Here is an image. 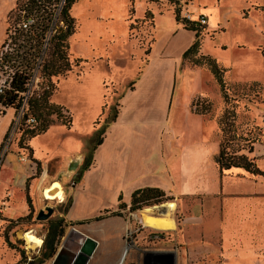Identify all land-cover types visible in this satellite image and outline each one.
Instances as JSON below:
<instances>
[{
  "label": "rangeland",
  "instance_id": "rangeland-1",
  "mask_svg": "<svg viewBox=\"0 0 264 264\" xmlns=\"http://www.w3.org/2000/svg\"><path fill=\"white\" fill-rule=\"evenodd\" d=\"M15 3L0 0V53ZM174 4L167 0H78L72 6L74 34L68 39L71 71L52 79L56 91L51 97L52 104L68 111L72 125L68 129L54 122L32 146L33 139L20 142L25 129L18 122L21 112L14 117L0 150V201H14L9 215L20 216L26 209V216L16 220L0 217V264H26L27 257L28 264H50L53 257L39 263L47 221L35 219L45 207L54 209L49 220L65 222L57 249L70 242L75 231L99 229L121 217V234L98 240L102 251L90 264H112V260L114 264H131L130 253L138 250L171 253L173 264H264V258L254 257L253 247L246 245L252 241L234 239L228 228L231 223L247 221L264 228V176L252 177L241 170L218 172V120L226 104L211 73L182 59L195 33L184 30L174 17L178 11L180 20L196 22L200 53L228 70L224 82L229 106L236 113L237 136L254 141L251 153L245 146L239 154L252 158L264 172V0H178ZM147 11L153 20L145 18ZM201 16L205 24L198 22ZM44 58L49 59V53ZM79 59L82 61H75ZM6 78L0 72V80ZM32 84L31 89H36ZM203 101L210 103V113L197 116L194 104L198 102L201 110ZM113 110L121 111L120 121L130 130V179L140 174L138 189L163 190L169 197L164 203L135 212L128 207L119 209V198L128 197L130 185L118 174L107 183L100 177L92 190L87 184L81 187V181L74 184L81 167L69 173L66 159L83 154L84 158H79L83 164L98 139L97 131L105 128ZM12 116V111L3 117L0 114V138ZM16 123L18 131L14 130ZM165 123H170L173 134H164V147L155 151V131ZM106 163L105 159L100 163L101 171ZM179 182L186 183L184 191ZM54 183H59L60 189L52 194L61 191V202L44 196V190ZM73 200L77 204L70 216L92 219L83 224L66 222L63 210ZM167 203L175 205L169 212L174 230L147 227L143 212L149 209L148 215L164 217ZM250 210L253 216L248 214ZM28 232L42 240L39 253H34L36 246L28 248L24 240Z\"/></svg>",
  "mask_w": 264,
  "mask_h": 264
},
{
  "label": "trees",
  "instance_id": "trees-1",
  "mask_svg": "<svg viewBox=\"0 0 264 264\" xmlns=\"http://www.w3.org/2000/svg\"><path fill=\"white\" fill-rule=\"evenodd\" d=\"M77 1L78 0H68L66 6L65 16L70 25V32L55 35L43 55L41 54L40 47V33L34 32L33 34H23L21 32H16L15 35H10V26L14 20L15 11L12 10L9 13L8 20L10 23L8 24L6 39L2 47V49H4L7 40L10 39V44L8 46L9 50H7V52L2 51V55L0 56V72H2L3 75H7L4 88L2 89V93H0V108L2 109L0 114L3 117L7 109H12L16 116L19 112H22L20 123L21 127L25 126V129H22L23 132L20 142H23L25 139L30 141L37 136L46 133L49 127L56 121L68 127V129L72 125V121L70 120L71 116L68 111L64 109L63 106L52 104L51 97L56 91L52 79L60 76L63 77L67 72L71 71L68 57V39L74 34V20L70 16V11ZM133 1L134 0H132V2ZM148 1L156 2V0ZM167 1L171 4L178 2V0ZM132 11L133 9L131 12ZM174 17L175 22L182 25L184 30L195 33L194 42L183 53L182 59L194 67H205L211 73L219 87V91L222 93L224 103L226 104V108L218 120V127L221 133L218 154L215 158L218 172L222 174L223 172L231 170H241L252 177L264 176V172L257 167L252 158H249L244 154H239L240 151L245 150V146H249L248 152L251 153L254 141L237 136V129L235 126L236 113L234 108L229 106L230 98L226 94V85L224 82V76L228 70L223 68L213 57L200 53L201 45L199 43L198 29L195 28V26L198 25L196 22H190L187 19L180 20L178 11L174 13ZM145 18L153 20L152 13L147 11L145 13ZM47 53H49V59L44 58V55ZM145 53L149 54V51L147 50ZM40 56H42V61L37 63L36 59ZM75 61L81 62L82 60L79 59ZM35 72L38 81V88L29 90V85ZM194 105V114L206 116L210 113L211 105L209 102L203 101L202 104H200L201 110H199L198 102ZM113 111L112 117L107 118L105 121V128L97 131L98 139L93 143L89 153L86 155L85 160L75 177L74 184L79 183L83 174L93 165L94 152L102 144L107 127L117 119L118 113L115 110ZM64 116H68V118H65ZM30 117L34 119V123L28 124L27 120ZM53 117L54 119H52ZM13 124L14 122L10 125L4 140L7 138ZM240 141L244 142L243 145L239 144ZM2 146L3 143L0 145V150ZM168 199L169 197L161 189H138L131 194L130 205L128 208L130 212H135L145 206L159 205ZM119 203V209L122 210L127 208L122 202L121 197L119 198ZM70 206L71 201L69 205L65 207L63 212L67 213ZM114 215L121 216L120 213H114ZM26 218H28V216ZM23 219L24 218L19 219L18 221ZM101 219L102 217H97L96 220ZM64 226L65 222L63 219L47 221V233L43 241V253L39 258V263L49 260L55 255L57 245L64 233Z\"/></svg>",
  "mask_w": 264,
  "mask_h": 264
},
{
  "label": "crops",
  "instance_id": "crops-1",
  "mask_svg": "<svg viewBox=\"0 0 264 264\" xmlns=\"http://www.w3.org/2000/svg\"><path fill=\"white\" fill-rule=\"evenodd\" d=\"M259 8H263V7H259ZM120 109H121V105H120ZM7 111H12L13 116L11 117V120H10L11 122L8 123V125L6 126L4 131L2 132V137L0 138V145L3 143L4 137L7 133V131L9 130L10 125L12 124V122H14L13 119L16 116L15 112L12 109H7L6 113H7ZM120 112L121 111H119V114L117 116L116 121L114 123L110 124L109 127L106 129V133H105L102 144L94 152L93 165L90 167V169L88 171H86L83 174L80 185H81V187L83 186L85 188V186L87 184L89 187H91V190H92L94 187L98 186L97 182L100 181V177H103V179H106V183H107L116 174L122 175L121 178H123L124 181H126L127 184L130 185L128 197L126 199H122V202L127 207H129L131 194L139 188V186H137V183L140 180V174H138V175L136 174L135 176H137V177H132V179H130V177H129L130 171L127 168V160L130 158L129 155H131L130 144L128 141L129 137L131 138V136H129L130 135L129 127L127 125H122V123L120 121V118H119ZM169 125H170V123H165L162 126L157 127V129L155 131V133H156L155 151L156 150L160 151L161 148L164 147V144H163L164 134H166L168 132L173 134V130H172V128H170ZM164 126H168V127L166 129H164ZM172 136H174V135H172ZM34 139L31 141V143L34 141ZM32 146H33V143H32ZM81 147H82V143H81L79 150L82 149ZM161 155H162V153H161ZM121 157H122V160L118 161V159H120ZM79 158H84V155L83 154H81V155H69V157L66 159L67 160V162H66L67 168H68V165H70V163L73 160H78L79 161L78 167H81L82 163L80 165ZM104 159L107 162L106 168L104 171H101L99 168V165ZM121 166H122V168H121ZM78 167H77V169H78ZM118 169H120L121 171H119ZM62 172H63L62 170H61V172H59L60 173L58 175L59 180H60V178H62V177H60V175L63 176ZM93 177H98V179L93 180L92 179ZM180 184H181V186H180L181 190L184 191L183 190L184 189L183 184L185 185L186 183L181 182ZM118 190H120V188H117L116 191H118ZM74 191L75 190H73V193H72L73 196L75 195ZM186 191L190 192V188L189 187H188V189L186 188ZM11 194H13V193H11ZM11 196H13V195H11ZM3 197H6V196L3 194ZM3 197H1V199ZM7 198L10 199L9 196ZM13 204H14V201H12V200H8V201L6 200L3 202L0 201V207L2 206V208H0V214H1L0 217H2L4 219H8V220H16L17 218H21V217L26 216V209L24 210V212L20 216H14L13 217V216L9 215L8 211H9V209H11ZM76 204L77 203L75 202V200H73L69 211L64 216L66 222L76 224V223H82V222H85L87 220L92 219V218H86V216L72 218L70 216V213L73 212ZM256 206H257V208L260 207L259 204H256ZM13 207H14V205H13ZM250 207H251L250 209L254 208V206H250ZM257 208H256V210H257ZM253 210L248 211V214H251L253 216L254 215ZM242 213H243V211L240 214H242ZM2 222L3 221L0 220V225ZM109 222H110L109 225H101V227H99V229L96 227H91L90 229L84 228V229L75 231L72 234V236H70V238L68 239L70 242H72V247H73V249L69 250V251H72L77 255L79 245L82 244V242L86 238H91L97 242L98 240L106 239L108 237V235H111V234L112 235H118V234L120 235L122 232V229H123L121 225L124 222V221H122L121 217L113 218ZM103 223H106V221ZM117 226H118V228H117ZM260 227L261 226H259L258 224L255 226L253 224L250 225V222L247 221V222H244L240 225H239V223L237 224V222H235L234 224L231 223V225L228 228H231V230L229 232L235 235V236H233L234 239L252 241L249 244L247 242L246 245L253 247L254 257L264 258V245H262L263 239H264V228H262V227L260 228ZM225 229L227 230V228H225ZM93 230H95V232ZM259 240H262V242H258ZM253 241H255V242L257 241V242L255 243ZM66 244H69V242ZM40 247L35 248L36 249L34 252L35 254L39 253ZM98 251L99 252L102 251V250H99V246L97 247V251H96L94 257L96 256V254H98ZM103 252H104V250H103ZM106 254H108V255L113 254V256L116 255L115 253H111L108 251ZM160 254L172 255L171 253H163L160 251L146 252V251L138 250V252L136 251L135 253H130V256H131L130 261H131V264H163L161 259L159 258ZM94 257H93V259H94ZM123 259H124V257L121 260L123 261ZM121 260H120V262H121ZM171 261L173 264L174 263L173 259H171ZM51 262H50V264H51ZM114 262L115 261H113V260L111 261L112 264H114ZM100 264H104V263H100Z\"/></svg>",
  "mask_w": 264,
  "mask_h": 264
},
{
  "label": "built area",
  "instance_id": "built-area-1",
  "mask_svg": "<svg viewBox=\"0 0 264 264\" xmlns=\"http://www.w3.org/2000/svg\"><path fill=\"white\" fill-rule=\"evenodd\" d=\"M67 2L68 0H16L13 9L15 11V17L10 26V35H15L16 32L23 34L40 33V47L41 54L43 55L55 35L70 32V25L65 16ZM198 22L205 24L206 20L201 16ZM9 44L10 39L7 40L3 52L9 50ZM1 55L2 53H0ZM36 61L40 63L42 56L38 57ZM35 77L36 74H34V83L32 84L31 81V84L37 89V79ZM5 81L6 79L4 81L0 80V93H2ZM31 84L29 85V90H31ZM21 116L22 112L18 117V122ZM27 123H34V119L30 117ZM14 127V130L16 129L18 131L17 123Z\"/></svg>",
  "mask_w": 264,
  "mask_h": 264
},
{
  "label": "water",
  "instance_id": "water-1",
  "mask_svg": "<svg viewBox=\"0 0 264 264\" xmlns=\"http://www.w3.org/2000/svg\"><path fill=\"white\" fill-rule=\"evenodd\" d=\"M78 167V161H72L68 165L67 171L69 173L75 172ZM62 177V175H60ZM54 209L51 207H45L44 210H39L36 215V221L45 222L53 215ZM98 244L91 238H86L82 244L79 245L78 254L68 251L65 247L57 249L51 264H90L93 259ZM159 258L163 264H172V255L160 254Z\"/></svg>",
  "mask_w": 264,
  "mask_h": 264
},
{
  "label": "bare ground",
  "instance_id": "bare-ground-1",
  "mask_svg": "<svg viewBox=\"0 0 264 264\" xmlns=\"http://www.w3.org/2000/svg\"><path fill=\"white\" fill-rule=\"evenodd\" d=\"M60 189L59 183H54L51 187L44 190V196L48 200H59L60 202L63 201V195L61 191H56L54 194H52L53 191ZM174 203H167L166 207L168 209L166 214H163L164 217H153L148 215L149 209H146L143 214L145 216V224L147 227L158 230V231H169L174 230V221L169 216V212H171L172 209H174ZM176 208V207H175ZM152 210V209H151ZM24 240L26 241V244L28 248L33 249L35 246L40 247L42 240L37 238L36 236L32 235L30 232L24 234Z\"/></svg>",
  "mask_w": 264,
  "mask_h": 264
},
{
  "label": "flooded vegetation",
  "instance_id": "flooded-vegetation-1",
  "mask_svg": "<svg viewBox=\"0 0 264 264\" xmlns=\"http://www.w3.org/2000/svg\"><path fill=\"white\" fill-rule=\"evenodd\" d=\"M65 248L69 251V250H72L73 247H72V242H69V244H66ZM72 252V251H70ZM74 253V252H73ZM28 261H30V257H27V262L26 264H28Z\"/></svg>",
  "mask_w": 264,
  "mask_h": 264
}]
</instances>
